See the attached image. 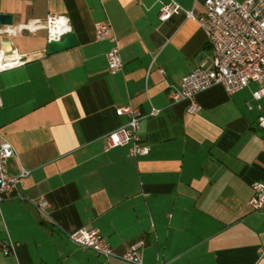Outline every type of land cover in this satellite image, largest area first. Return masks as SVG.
<instances>
[{"label": "crops", "instance_id": "crops-1", "mask_svg": "<svg viewBox=\"0 0 264 264\" xmlns=\"http://www.w3.org/2000/svg\"><path fill=\"white\" fill-rule=\"evenodd\" d=\"M168 1L0 0V14L12 16L0 25V52L23 61L0 70V133L16 152L8 172L30 171L0 200V240L14 246L0 264H135L118 256L139 240V264H264V211L247 205L251 183L264 182V96H252L256 83L233 94L218 84L196 94L195 113L172 101L211 48L196 19L204 0H172L181 12L161 21ZM50 13L69 18L76 46L47 54L45 30L16 32ZM99 22L119 47L114 74L110 41L94 35ZM123 105L145 115L144 156L106 149L104 135L126 121L115 113ZM82 227L115 256L72 242Z\"/></svg>", "mask_w": 264, "mask_h": 264}, {"label": "built area", "instance_id": "built-area-1", "mask_svg": "<svg viewBox=\"0 0 264 264\" xmlns=\"http://www.w3.org/2000/svg\"><path fill=\"white\" fill-rule=\"evenodd\" d=\"M180 12V6L174 1L160 2L161 21H166ZM186 16L191 17V14L188 12ZM196 19L207 35L211 58L209 63H199L184 75L178 88L170 92V99L188 100L187 111L195 113L199 110L195 98L197 93L219 84L228 94H233L249 83L257 84V88L252 92L254 99L262 98L264 96V0H204V12ZM39 29L45 30L47 42L60 41L65 34L71 32L69 18L54 13L48 14L44 19H34L19 24L15 30L17 33L27 31L33 34ZM94 35L96 39L106 38L111 43L106 53L108 72L114 74L122 70L119 47L110 23H96ZM22 62L19 59L8 60L0 52V70ZM115 113L118 116H126V121L104 135L106 149L126 146L131 156L146 155L148 147L142 143L139 134L140 123L145 115L138 108L130 105L116 107ZM156 113L158 110L152 109L149 115ZM258 126L264 130V115L258 118ZM15 155L13 146L0 133V200L10 196L16 183L30 172L24 168H21L17 175L8 172L7 162ZM251 188L252 195L247 202L249 209L264 211V182L254 181L251 183ZM47 205L48 203L43 199L36 204L41 212ZM68 237L72 242L97 254L105 257L115 256L96 229L82 227L70 233ZM142 246L143 242L139 240L118 257L139 264L138 252ZM13 247L9 239L0 240V255L11 253Z\"/></svg>", "mask_w": 264, "mask_h": 264}, {"label": "water", "instance_id": "water-1", "mask_svg": "<svg viewBox=\"0 0 264 264\" xmlns=\"http://www.w3.org/2000/svg\"><path fill=\"white\" fill-rule=\"evenodd\" d=\"M12 16L9 14H0V25H11ZM77 45V39L73 32L65 34L60 41L47 42L46 53L53 54L59 51L74 47Z\"/></svg>", "mask_w": 264, "mask_h": 264}, {"label": "rangeland", "instance_id": "rangeland-1", "mask_svg": "<svg viewBox=\"0 0 264 264\" xmlns=\"http://www.w3.org/2000/svg\"><path fill=\"white\" fill-rule=\"evenodd\" d=\"M26 34V33H25Z\"/></svg>", "mask_w": 264, "mask_h": 264}]
</instances>
